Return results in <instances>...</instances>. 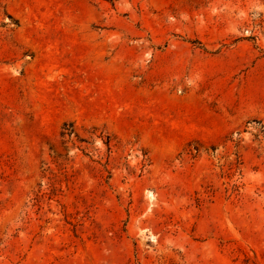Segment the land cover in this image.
Here are the masks:
<instances>
[{"label": "rangeland", "instance_id": "374dc122", "mask_svg": "<svg viewBox=\"0 0 264 264\" xmlns=\"http://www.w3.org/2000/svg\"><path fill=\"white\" fill-rule=\"evenodd\" d=\"M0 264H264V0H0Z\"/></svg>", "mask_w": 264, "mask_h": 264}]
</instances>
